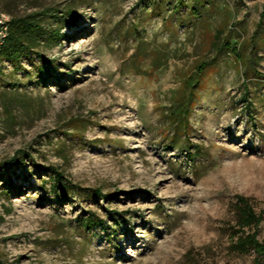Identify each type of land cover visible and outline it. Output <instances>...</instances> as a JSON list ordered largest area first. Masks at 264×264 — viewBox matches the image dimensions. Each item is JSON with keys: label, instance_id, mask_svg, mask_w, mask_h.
<instances>
[{"label": "rangeland", "instance_id": "rangeland-1", "mask_svg": "<svg viewBox=\"0 0 264 264\" xmlns=\"http://www.w3.org/2000/svg\"><path fill=\"white\" fill-rule=\"evenodd\" d=\"M0 14L60 35L0 57L1 264L257 263L264 0H0Z\"/></svg>", "mask_w": 264, "mask_h": 264}, {"label": "trees", "instance_id": "trees-1", "mask_svg": "<svg viewBox=\"0 0 264 264\" xmlns=\"http://www.w3.org/2000/svg\"><path fill=\"white\" fill-rule=\"evenodd\" d=\"M181 3L182 0H180ZM59 36L58 30L47 33L35 17L25 16L10 19L8 34L0 47V57L12 62H18L21 57L30 54L41 42L47 45L56 44ZM53 174L60 177L56 171H53ZM86 222L93 223V219L87 216ZM256 251L260 255L256 264H264V250L256 248Z\"/></svg>", "mask_w": 264, "mask_h": 264}, {"label": "built area", "instance_id": "built-area-1", "mask_svg": "<svg viewBox=\"0 0 264 264\" xmlns=\"http://www.w3.org/2000/svg\"><path fill=\"white\" fill-rule=\"evenodd\" d=\"M10 19L4 14H0V47L4 43V40L8 34Z\"/></svg>", "mask_w": 264, "mask_h": 264}]
</instances>
